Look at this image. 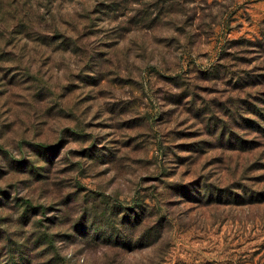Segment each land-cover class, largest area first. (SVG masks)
I'll return each instance as SVG.
<instances>
[{
    "label": "rangeland",
    "instance_id": "374dc122",
    "mask_svg": "<svg viewBox=\"0 0 264 264\" xmlns=\"http://www.w3.org/2000/svg\"><path fill=\"white\" fill-rule=\"evenodd\" d=\"M0 264H264V0H0Z\"/></svg>",
    "mask_w": 264,
    "mask_h": 264
}]
</instances>
